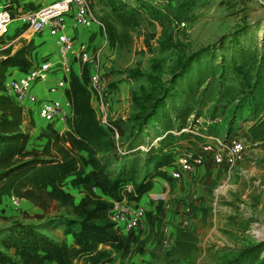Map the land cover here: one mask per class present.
I'll return each mask as SVG.
<instances>
[{
	"label": "rangeland",
	"instance_id": "rangeland-1",
	"mask_svg": "<svg viewBox=\"0 0 264 264\" xmlns=\"http://www.w3.org/2000/svg\"><path fill=\"white\" fill-rule=\"evenodd\" d=\"M52 1L0 0V4L17 16L19 10ZM89 1L97 18L120 7L133 14L129 37L121 46L112 47L99 31L88 40L89 49L100 50L102 58L101 80L107 90L103 102L111 96L109 111L106 105L104 109L107 120L111 113L112 121L123 122V143L139 146L138 153L128 157L136 163L135 175L114 195L96 190L100 197L111 198L108 203L124 198L145 208L143 223L134 230L144 228L146 238L135 243L125 258L138 259L136 264H264V0ZM20 26L13 21L5 40L11 41ZM31 37L30 32L25 35ZM17 49L10 47L12 52ZM75 67L82 69L78 62ZM91 105L99 114L92 98ZM164 116L170 119L168 128ZM71 118L59 120L56 128V121L39 122V135L71 130ZM214 119L217 135L243 141L235 166L225 174L207 158L196 172L172 180L168 171L175 167V155L169 152L194 148L200 142L191 135L179 142L168 137L159 144V135L167 130L176 133V128L190 122L193 131L201 134ZM42 144L32 137L29 146L40 149ZM148 145L152 148L147 154ZM149 158L154 160L148 162ZM116 168L117 163L111 170ZM113 178L108 176V181ZM156 180L165 186L154 189ZM63 186L73 190L74 203L84 196L82 186L72 189L67 181ZM2 206L0 230L14 224L40 225L60 215L77 221L70 210L55 205L42 213L13 196ZM73 227L56 228L50 235L68 241L67 230L77 232ZM165 235L169 238L163 245ZM148 242L151 251L145 248ZM145 253L148 259L141 260ZM7 254L16 261L13 251ZM125 258L106 248L100 262L125 264Z\"/></svg>",
	"mask_w": 264,
	"mask_h": 264
},
{
	"label": "trees",
	"instance_id": "trees-1",
	"mask_svg": "<svg viewBox=\"0 0 264 264\" xmlns=\"http://www.w3.org/2000/svg\"><path fill=\"white\" fill-rule=\"evenodd\" d=\"M98 20L103 23L104 33L112 47L121 46L123 40L127 41L133 14L126 11L125 7L117 8L112 15ZM35 49L31 40L23 43L15 52L10 48L1 52L0 88L9 70L20 73L29 70L32 65L30 58ZM88 84L86 69L82 68L79 74L72 73L65 91L71 107V130L53 136L38 135L36 140L43 142L40 149L29 146L33 121L28 120L22 109L10 99L0 96V197L11 195L17 200H25L42 213L56 205L59 209L70 210L77 217V221H72L60 215L40 225L14 224L1 229L0 264H75L78 261L108 264L100 262L107 247L119 251L121 259L130 253L129 246L124 245L123 237L107 217L111 202L120 198L108 203L97 195L96 190L114 195L135 175L136 163L134 160L129 162L128 157L138 153L139 146L134 142L130 145L123 143V122L108 120L107 125L100 124L91 105L92 95ZM164 118H167L164 121L168 128L170 119ZM184 118L185 115L181 114L179 119ZM191 124L180 125L174 130L176 133L165 131L159 135V144H164L168 137L174 138L175 142L191 135L198 139L192 133L182 132L183 129L191 128ZM215 127L217 124H207L201 134L217 135L213 131ZM151 148L148 145L144 151L148 154ZM176 150L174 148L169 153L175 155ZM81 153H86V156ZM158 157L161 156H154ZM154 158H149L148 162ZM116 163V170H111ZM111 175L114 178L108 181ZM99 177L102 180H98ZM68 178H72L74 186L84 189V196L77 204L74 203L73 195L62 189L63 181ZM105 185H109V188ZM71 225H74L72 230L77 228L75 233L70 230L66 232V236L72 239L71 244L68 241L59 242L48 235L56 228L61 230ZM8 251H13L19 261L12 260Z\"/></svg>",
	"mask_w": 264,
	"mask_h": 264
},
{
	"label": "built area",
	"instance_id": "built-area-1",
	"mask_svg": "<svg viewBox=\"0 0 264 264\" xmlns=\"http://www.w3.org/2000/svg\"><path fill=\"white\" fill-rule=\"evenodd\" d=\"M13 21L21 23L20 29L25 28L35 35L45 33L52 40L56 58L31 65L25 73L9 70L0 88V96L10 99L24 114L39 102V106L33 111H36L37 117L44 124L51 125L56 120L64 121L72 116L65 91L72 73L80 72L75 67L78 62L81 68L88 71V87L92 99L99 106L97 118L101 125H107V113L103 102L107 90L101 80L100 50L93 52L86 43H81L76 48L69 32L70 29L80 27L87 29L95 27L104 33V25L93 12L89 0H53L33 9L19 10L17 16L6 4L1 3L0 53L8 27ZM211 124H218V120L214 119ZM182 132L198 136L197 140L200 143L194 148L189 146L176 150L175 167L168 171V176L172 180H180L184 174L193 172L202 166L207 158L229 173L244 150L240 139L199 134L192 128L183 129ZM109 212V220L116 228L122 225L125 230L132 231L144 218L145 208L120 198L111 202ZM164 231L167 232L166 229ZM166 244L167 240H164L163 245Z\"/></svg>",
	"mask_w": 264,
	"mask_h": 264
},
{
	"label": "crops",
	"instance_id": "crops-1",
	"mask_svg": "<svg viewBox=\"0 0 264 264\" xmlns=\"http://www.w3.org/2000/svg\"><path fill=\"white\" fill-rule=\"evenodd\" d=\"M26 2H30V3H34V2H36V1H38V0H25ZM43 0H39V3H41ZM45 2H43V4H44ZM43 4H41V5H43ZM47 4V3H46ZM96 31H99L97 28H91V29H85V28H75V29H70L69 30V32L71 33V35H72V37H73V39H74V42H75V44L77 45V44H81V43H86L87 45H88V40H90V39H92L91 38V35H92V33H95ZM31 33V35H32V37L31 38H29V39H26L25 38V35L27 34V33ZM101 34H103V36L104 37H106V35H105V33H103V32H101V31H99ZM13 39L10 41H7V40H5L4 42H3V45H2V50H1V52H3L4 50H6V49H8V48H10L11 46H13V48H16V47H21L22 46V44L23 43H27V42H29V41H33V43L35 44V46H36V49H35V51L32 53V55H31V58H30V60H31V62H32V65H34V64H36V63H38V62H40L39 60H41V61H43V60H54L55 58H56V51H55V48H54V46L52 45V40L45 34V33H43V34H41V35H35V34H33L30 30H27V29H25V28H19L18 29V31L16 32V34L12 37ZM36 58H37V61H36ZM111 98V96H109L108 98H106V100H105V105H106V108L108 109V111H109V104H108V102H109V99ZM39 106V102L32 108V109H30L29 111H27V112H25V116H26V118L28 119V120H32L33 121V123H34V128L31 130V136L32 137H37L40 133H42V127H41V125L39 124V122L40 123H42L40 120H39V118L37 117V115H36V111H33V110H36L37 109V107ZM109 118H110V120H114L115 118H113V115L110 113L109 114ZM60 125H59V121L58 120H56V122L54 123V125H53V127H59ZM64 130H67V129H64ZM243 142V141H242ZM214 165V164H213ZM215 167H217L216 165H214ZM201 167V166H200ZM200 167H198V168H196L193 172H191V173H189V174H184L183 176H182V178L181 179H183L186 175H190V174H192V173H194V172H196V170L197 169H199ZM219 170H221V171H223L225 174H229V173H227L225 170H223L221 167H217ZM85 173H88V171L87 170H85ZM71 179L72 178H68V179H66L64 182H63V184H62V189L65 191V192H68V193H70V194H72V191H70L69 189H66L63 185H64V183H66V181H67V183H69L70 185H71V187H72V189H76V188H79V187H76V186H73L72 184H71ZM155 187H154V189L155 188H158L161 184L163 185V186H165V183H163V182H161V180H156L155 182ZM11 197V195H3V196H1L0 197V214L2 213V211L4 210L3 209V206H2V204L4 203V201L5 200H8L9 198ZM82 197V196H81ZM81 198H79V200H80ZM102 199L105 201V202H107V197H102ZM79 200L76 202L75 201V203H78L79 202ZM20 201H22V202H25V203H27L28 205L30 204L29 202H27V201H25V200H20ZM109 202H110V200H108ZM142 203H139L138 205H140V206H142L141 205ZM31 205V204H30ZM34 207V206H33ZM35 208V207H34ZM40 211V210H39ZM107 217H108V219L110 218V212L108 211L107 212ZM185 222V221H184ZM143 223V222H142ZM142 223H140L141 225H142ZM117 231H118V233H119V235H121L122 237H123V239H124V245L125 246H129V248L130 249H132V247L135 245V243H138L139 241H142V240H144L145 238H146V235H147V232L145 231V229L144 228H142L141 230H139V231H127V230H125L124 229V227L122 226V225H120L119 226V228H117ZM142 231V232H141ZM48 235L50 236V237H52L51 235H50V233H48ZM53 238V237H52ZM169 237H168V235H165L164 236V240H167ZM69 240V242H70V237L68 238ZM151 240V237L150 238H148V240ZM57 240V239H56ZM163 240V241H164ZM163 241H162V244H163ZM155 245V244H154ZM152 244H151V242H148L146 245H145V248L147 247L148 248V250L149 251H151V249H152ZM109 250H111L109 247H107ZM114 255H116L115 253H114ZM148 254L147 253H145V255L143 256V258L141 259V260H146V259H148ZM16 261L18 262L19 261V259L18 258H16ZM125 264H136L137 262H138V259H136V258H133V259H131V260H128V258H125ZM76 264V263H75ZM78 264H81V262H79ZM145 264V263H144Z\"/></svg>",
	"mask_w": 264,
	"mask_h": 264
}]
</instances>
